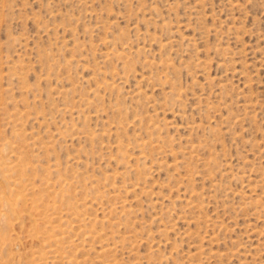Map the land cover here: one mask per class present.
<instances>
[{
    "label": "rangeland",
    "instance_id": "obj_1",
    "mask_svg": "<svg viewBox=\"0 0 264 264\" xmlns=\"http://www.w3.org/2000/svg\"><path fill=\"white\" fill-rule=\"evenodd\" d=\"M107 263L264 264V0H0V264Z\"/></svg>",
    "mask_w": 264,
    "mask_h": 264
},
{
    "label": "bare ground",
    "instance_id": "obj_2",
    "mask_svg": "<svg viewBox=\"0 0 264 264\" xmlns=\"http://www.w3.org/2000/svg\"><path fill=\"white\" fill-rule=\"evenodd\" d=\"M122 40V39H121ZM121 42V41H120ZM123 43V42H122ZM72 50V49H71ZM47 54V53H46ZM119 54V53H118ZM117 54V55H118ZM108 55V54H107ZM47 57V56H46ZM112 57V56H111ZM125 64V63H124ZM127 65V64H126ZM22 67V66H21ZM51 69V68H50ZM88 101V100H87ZM89 102V101H88ZM79 108V107H78ZM63 110H64V108H63ZM74 110V109H73ZM72 113V112H71ZM78 113V112H77ZM76 113V114H77ZM18 115V114H17ZM20 116L22 117V115L20 114ZM20 117V118H21ZM38 117V116H37ZM78 117H79V114H78ZM16 118V117H15ZM19 119V118H18ZM16 121V120H15ZM19 122V121H18ZM13 125V124H12ZM28 134V133H27ZM78 134V133H77ZM20 135H21V133H20ZM24 135V134H23ZM21 137V136H20ZM24 138V137H23ZM25 139V138H24ZM18 141H20V140H18ZM23 141V140H22ZM28 141V140H27ZM33 141V140H32ZM35 141V140H34ZM33 141V142H34ZM17 142V141H16ZM29 142V141H28ZM32 142V143H33ZM10 143V142H9ZM12 143V142H11ZM10 143V144H11ZM26 143V142H25ZM36 143V142H35ZM41 143H43V142H41ZM28 143H26V145H27ZM40 144V143H39ZM50 144V143H49ZM43 145H45V144H43ZM38 146H40V145H38ZM35 147V146H34ZM160 147V146H159ZM13 148V147H12ZM42 148V147H41ZM153 148V147H152ZM11 149V148H10ZM14 149V148H13ZM28 149V148H27ZM31 149V148H30ZM39 149V148H38ZM163 149V148H162ZM161 149V150H162ZM194 149V148H193ZM19 150V149H18ZM32 150V149H31ZM44 150V149H43ZM13 151V150H12ZM157 151V150H156ZM165 151V150H164ZM195 151V150H194ZM9 152V151H8ZM14 152V151H13ZM13 152H12V154H13ZM17 152V151H16ZM7 153V152H6ZM15 153V152H14ZM10 154V153H9ZM150 155V154H149ZM2 157V156H1ZM2 160V159H1ZM18 163V162H17ZM20 163V162H19ZM6 164V163H5ZM11 164V163H10ZM9 164V165H10ZM17 166V165H16ZM9 168V167H8ZM17 168H18V166H17ZM51 168V167H50ZM132 168V167H131ZM135 168V167H134ZM141 170V169H140ZM7 171H10L9 169L7 170ZM5 173V172H4ZM9 173H11V172H9ZM50 173V172H49ZM8 175V174H7ZM19 175V174H18ZM57 175V174H56ZM9 176H10V174H9ZM20 176V175H19ZM21 176H23V175H21ZM140 176H143L142 174L140 175ZM8 177V176H7ZM6 177V178H7ZM16 177V176H15ZM49 177V176H48ZM2 178H4V177H2ZM16 179H17V177H16ZM8 180V179H7ZM19 180V179H18ZM54 180H56V179H54ZM139 180V179H138ZM22 181V180H21ZM42 181V180H41ZM47 181V180H46ZM144 181V180H143ZM14 182V181H13ZM19 182V181H18ZM45 182V181H44ZM59 182V181H58ZM20 183V182H19ZM18 183V184H19ZM24 183V182H23ZM30 183V182H29ZM53 183H54V181H53ZM9 184V183H8ZM22 184V183H21ZM32 183H30V185H31ZM45 185V184H44ZM136 185V184H135ZM26 186V185H25ZM54 186V185H53ZM55 187V186H54ZM53 188V187H52ZM134 189V188H133ZM129 192V191H128ZM134 193V192H133ZM61 194V192L59 193V195ZM104 197V196H103ZM95 199H97L96 197H95ZM14 201H15V199H13ZM20 201V200H19ZM32 201H34V200H32ZM16 202H17V200H16ZM34 203V202H33ZM70 207V206H69ZM52 209V208H51ZM56 209H57V207H56ZM71 209V208H70ZM124 209V208H123ZM63 210V209H62ZM49 211H51V210H49ZM55 211V210H54ZM57 211V210H56ZM69 211H71V210H69ZM73 211V210H72ZM71 211V212H72ZM121 211V210H120ZM119 211V212H120ZM122 212V211H121ZM51 213V212H50ZM40 214H42V213H40ZM53 214H55V213H53ZM80 214V213H79ZM67 216V215H66ZM77 216V215H76ZM16 217V216H15ZM119 217V216H118ZM52 219V218H51ZM59 219H61V217H59ZM48 220V219H47ZM126 220V219H125ZM46 221V220H45ZM69 221V220H68ZM111 223H113V222H111ZM67 224V223H66ZM118 224V223H117ZM119 225V224H118ZM126 225V224H125ZM59 233V232H58ZM63 234V233H62ZM60 236V235H59ZM63 236V235H62ZM65 237V236H64ZM51 238H52V236H51ZM49 239V238H48ZM58 239V238H57ZM62 239V238H61ZM65 239V238H64ZM126 241V240H125ZM129 241V240H128ZM49 243V242H48ZM47 243V244H48ZM51 244V243H50ZM120 244V243H119ZM59 245V244H58ZM72 245V244H71ZM48 246V245H47ZM54 246V245H53ZM62 247V246H61ZM65 247V246H64ZM69 247V246H68ZM56 248V247H55ZM66 248V247H65ZM116 248V247H115ZM58 249V248H57ZM55 250V249H54ZM53 250V251H54ZM59 250V249H58ZM103 250V249H102ZM61 251V250H60ZM65 251V250H64ZM71 251V250H70ZM101 251V250H100ZM108 251V250H107ZM59 253V252H58ZM69 253H71V252H69ZM48 255H49V253H48ZM52 255V254H51ZM61 255V254H60ZM65 255V254H64ZM71 255V254H70ZM67 256V255H66ZM36 258V257H35ZM48 259H50V258H48ZM52 259V258H51ZM67 259V258H66ZM75 259V258H74ZM70 259L68 258V261H69ZM53 262V261H52ZM73 262V261H72ZM74 262H76V261H74ZM57 263V262H56ZM81 263V262H80ZM106 263V262H105ZM108 264V263H107Z\"/></svg>",
    "mask_w": 264,
    "mask_h": 264
}]
</instances>
